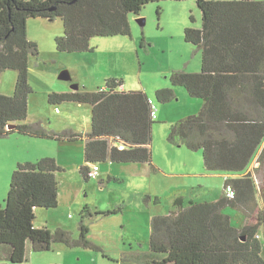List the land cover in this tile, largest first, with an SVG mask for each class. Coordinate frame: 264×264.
Returning a JSON list of instances; mask_svg holds the SVG:
<instances>
[{
    "label": "trees",
    "instance_id": "obj_1",
    "mask_svg": "<svg viewBox=\"0 0 264 264\" xmlns=\"http://www.w3.org/2000/svg\"><path fill=\"white\" fill-rule=\"evenodd\" d=\"M160 1L0 0V73L6 69L16 72L13 93H0V137L18 133L61 141L85 139L86 165L79 168L84 181L89 180L87 164L107 160L148 163L151 171L157 172L150 148L154 123L150 99L142 90H119L121 80L106 79L104 88L95 91L48 93L50 104L91 105L87 133L71 129L54 132L45 129L41 121H23L31 93L28 59L29 55L37 54L35 42L27 38L29 18L60 17L63 35L55 38V48L68 53L91 52L94 50L91 38L129 35L128 15L138 14L144 5ZM195 1L201 24L199 28L186 27L184 39L200 49V71L175 70L170 81L172 86L184 87L189 96L203 102L197 113L170 125L167 142L201 150L204 167L209 172L237 174L224 181V186L231 185L234 189V197L224 195L216 201L189 200L185 204L182 197H176L173 211L150 219L149 257L153 258L144 262L264 264V243L256 235L258 219L235 227L229 215L222 212L229 205L248 216L247 211L256 200L254 176L246 170L264 142V0ZM154 96L165 103L175 94L172 88L164 87L155 90ZM12 123L15 126L7 128ZM111 141L122 142L124 148L119 149ZM261 152L264 155V145ZM63 170L51 156L16 164L4 205L0 206V264H24L28 246L39 252L49 250L52 243L89 248L117 260L87 238V218L93 214H116L121 211L120 206L92 212L85 205L76 238L61 228L34 226L35 209L58 205L56 174ZM154 202H158L157 197Z\"/></svg>",
    "mask_w": 264,
    "mask_h": 264
},
{
    "label": "rangeland",
    "instance_id": "obj_2",
    "mask_svg": "<svg viewBox=\"0 0 264 264\" xmlns=\"http://www.w3.org/2000/svg\"><path fill=\"white\" fill-rule=\"evenodd\" d=\"M137 18H144L142 26L137 22ZM128 21L129 35L94 36L90 40L91 46L94 47L92 52L68 53L55 48V38L63 35L60 17H35L27 20V38L35 42L37 54L29 55L28 59V83L31 93L27 98V116L23 122L41 121L45 129L54 132L67 130L76 121L74 112L78 113L79 106L68 102L50 104L49 92L70 91L73 90L72 85H77L79 90L95 91L105 85L106 79L122 80L125 90H144L154 104L156 119L153 123L150 148L153 163H158L161 169L165 170L156 174H128L124 172L127 168L131 169L132 164L108 162L112 167V175L116 177L108 179L109 175L105 173L108 169L107 162H100L98 177L84 181L78 172L70 171L68 163L60 161L68 168L64 172L67 173L64 179L61 174L58 176L60 202L51 210H37L35 221L42 222L51 215L48 223L51 230L61 228L76 238L79 236L80 213L85 205L92 212L120 206L121 211L116 214H93L87 218V238L117 260L105 258L100 251L89 248L52 243L49 250L39 252H28V246L26 254L33 253L32 259L27 257L29 264H145V260H151L153 257L148 254L149 258L145 256L141 260L142 255L139 254V259L135 260L133 255L135 257L139 252H147L150 219L156 214H165L172 209V199L175 193L178 194L177 190L187 196L186 200L190 198L196 201H211L218 198L223 189L221 173L206 174L201 150H190L184 145L180 148L171 147L175 154L184 156L186 153L191 156L198 166V169L196 167L194 170L200 176L187 177L177 173L181 172L179 168L171 167L166 154L164 159L161 148L163 144L169 147V126L189 114L186 113V110H190L189 101L198 100L189 96L184 87L172 86L170 81L175 70L200 71V49L184 39L186 27L200 26L201 13L196 1L150 2L144 5L138 14L130 13ZM63 70L68 71L69 80L58 77ZM15 81V70L2 71L0 93L11 95ZM164 87L172 88L175 97L160 103L156 100L154 91ZM68 109L74 112L69 113ZM58 141L18 133L0 137V206L4 205L7 197L15 161H35L43 156H58ZM65 160H68L67 156ZM256 167V163L250 166L257 190L254 206L247 211L248 216L229 205L222 209L224 214L231 217V224L234 226L240 224L245 217H253L256 222L257 212L264 211V178L255 170ZM99 179H102V183ZM155 197L158 203L154 202Z\"/></svg>",
    "mask_w": 264,
    "mask_h": 264
},
{
    "label": "crops",
    "instance_id": "obj_3",
    "mask_svg": "<svg viewBox=\"0 0 264 264\" xmlns=\"http://www.w3.org/2000/svg\"><path fill=\"white\" fill-rule=\"evenodd\" d=\"M201 24V22H200ZM200 27V26H199ZM198 27V28H199ZM92 52V51H91ZM122 81V80H121ZM101 88H104L101 87ZM119 90H124V91H128V90H125L124 86H123V83L121 84ZM62 91H67V90H62ZM70 91H74V90H70ZM144 91V90H142ZM145 92V91H144ZM146 93V92H145ZM147 94V93H146ZM148 95V94H147ZM149 97V96H148ZM195 98V97H194ZM150 99V98H149ZM151 100V99H150ZM200 100V101H198ZM198 100H195V101H189V107H190V110H186L187 112L186 113H189V114H186L185 116L187 115H191V114H195L198 112V110L200 109L201 105H202V99L201 98H198ZM63 103V102H62ZM68 103H72V104H76V106H79L77 109V114H75L74 110H71V109H68L67 112L69 113H73L74 112V115H76V121L74 122V124H72V126H70L69 129L73 130V131H77V132H81V133H87L90 131V125H91V105L90 104H87V103H77V102H68ZM61 104V103H60ZM82 105H85L87 107H80ZM83 108V109H81ZM80 111V113H79ZM161 113H163V111H161ZM156 115V113H155ZM185 116H182L181 118L185 117ZM156 119V116L154 118V120ZM180 119V118H179ZM177 121V120H176ZM15 124V123H14ZM170 127V126H169ZM153 128V126H152ZM168 131H169V128H168ZM40 139V138H39ZM85 142L86 140L85 139H79V140H75V141H61L59 140L58 141V145H56L58 147V156H54L55 160L57 161V163L64 169L63 171H59L57 172V180H58V176L61 174V178L64 179L66 177V174L67 173H64L67 171V166H63L61 163L63 162H60V161H65L66 163L69 164V167L70 168V171L72 172H78L79 173V168L83 165H86V162L84 161V157H83V149H84V145H85ZM113 141H111V144L113 145ZM168 143V146L169 147H165V145H161V148L163 150V155H164V159H165V154H166V157H167V162L171 165L172 168H179L181 172H177L178 174L182 175V176H187V177H194V176H200L198 175L194 170L198 169V166L196 165V163L193 162L191 156L187 155L186 153L184 154V156H180L178 154H175L171 151V147L172 148H180V146L182 145H173V144H170L169 142ZM264 145V142L263 144L259 147L258 151L256 152L253 160L251 161L249 167L247 168L246 172L250 171L251 173H253L250 169V166L252 165V163H256L257 164V167L255 168V170L257 172H259V174H261L260 176L264 178V173L263 170H264V155L262 154V146ZM166 148V149H165ZM152 153V152H151ZM65 155V157H64ZM82 155V156H81ZM66 156H67V159L68 160H65L66 159ZM44 157V156H43ZM41 158V157H40ZM26 161H30V160H25V161H21L19 159H17L15 161V166L18 162H26ZM107 162V163H106ZM108 162L110 163H115V162H111L109 160L107 161H104V163L107 164L108 166V169L105 173H107L109 176H108V179H116L115 176L112 175V167L109 166ZM103 163V162H101ZM152 163H153V160H152ZM156 163V162H155ZM67 164V165H68ZM119 164H132V167L131 169H126L124 173H139V175H146V174H156L158 172H164L165 170H162L161 169V166L156 163L157 165H154L158 168L157 172H152L151 171V167L148 163H119ZM260 164L261 167H260ZM89 166V168L91 167L90 164H87ZM263 167V169H262ZM252 168V167H251ZM99 171H100V167H99ZM198 171V170H197ZM207 173L206 174H216V173H221V175L223 176V189L220 193V195L218 196V198H215L214 200H211V201H216L218 200L219 198H221L222 196H224V181L225 179L227 178H231V177H235L237 176V174H230V173H223V172H209L207 170H205ZM64 174V175H63ZM80 174V173H79ZM98 175H99V172H98ZM97 175V177H98ZM77 178V177H76ZM90 179V178H89ZM102 183V179H99ZM59 180H58V204L60 202V187H59ZM263 190H264V186H263ZM178 191V194L175 193L174 196H173V199H172V203H173V200L176 198V197H182L183 201H184V204L186 202H188L189 200H191L189 198V200L187 199L186 200V195L185 194H182L180 190H177ZM262 194L264 195V191L262 192ZM193 201H196V200H193ZM196 202H201V201H196ZM158 203V202H157ZM58 206V205H57ZM56 206V207H57ZM41 208H37L35 209V218H34V226L35 227H47V228H51L49 226V217L51 215H48L47 218L45 220H42V222H37L35 220H37V210H40ZM52 208H49L47 210H51ZM174 210V207L172 206V209H170L167 213L165 214H168L169 212L173 211ZM260 211V212H259ZM257 212V219H258V229H257V237L258 239L264 243V211L262 210H259ZM47 212V211H46ZM230 217V216H229ZM230 220H231V217H230ZM246 223H255L254 221V218L253 217H250L249 219L247 217H245L244 220H242L240 222V224H237L235 225V227H241L243 226L244 224ZM58 225V224H56ZM59 226H63L61 224H59ZM234 226V225H233ZM57 227V226H56ZM60 244V243H59ZM32 251L31 248L28 252ZM58 251V250H57ZM60 251V250H59ZM33 254L32 252L29 253V255H27V257L29 256V260L33 258V256L31 255ZM141 254L142 258L141 259H144L143 257H148V254L151 255L150 253V250H149V244H148V250L147 252L145 253H137L134 257L133 255V259H139L138 255ZM30 261H28L27 259V262L24 263V264H29Z\"/></svg>",
    "mask_w": 264,
    "mask_h": 264
},
{
    "label": "built area",
    "instance_id": "obj_4",
    "mask_svg": "<svg viewBox=\"0 0 264 264\" xmlns=\"http://www.w3.org/2000/svg\"><path fill=\"white\" fill-rule=\"evenodd\" d=\"M150 104H151V114L152 117L155 118V113H156V109L154 107V104L151 100H149ZM115 146H117L119 149H123L124 148V144L122 142H115L114 143ZM99 172V166L98 164H94L92 165L88 172H87V176L89 178H96ZM224 195L228 198H232L234 197V189L232 188L231 185H226L224 186Z\"/></svg>",
    "mask_w": 264,
    "mask_h": 264
},
{
    "label": "water",
    "instance_id": "obj_5",
    "mask_svg": "<svg viewBox=\"0 0 264 264\" xmlns=\"http://www.w3.org/2000/svg\"><path fill=\"white\" fill-rule=\"evenodd\" d=\"M137 22L139 23V25L142 26L144 24V18H137ZM58 77L60 79H62V80H69L70 79V75H69L68 71H66V70L61 71L59 73V76ZM72 89L74 91H76V90H78V86L77 85H72ZM14 126H15L14 123L8 124L7 125V128H13ZM243 239H244V237L241 238V240H243Z\"/></svg>",
    "mask_w": 264,
    "mask_h": 264
}]
</instances>
